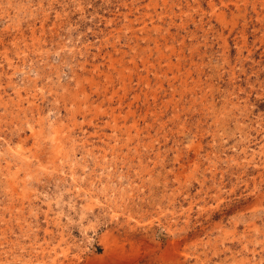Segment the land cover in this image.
Listing matches in <instances>:
<instances>
[{"label": "rangeland", "instance_id": "obj_1", "mask_svg": "<svg viewBox=\"0 0 264 264\" xmlns=\"http://www.w3.org/2000/svg\"><path fill=\"white\" fill-rule=\"evenodd\" d=\"M0 264H264V0H0Z\"/></svg>", "mask_w": 264, "mask_h": 264}, {"label": "water", "instance_id": "obj_2", "mask_svg": "<svg viewBox=\"0 0 264 264\" xmlns=\"http://www.w3.org/2000/svg\"><path fill=\"white\" fill-rule=\"evenodd\" d=\"M96 249H97V250H99V248H98V247H96Z\"/></svg>", "mask_w": 264, "mask_h": 264}]
</instances>
